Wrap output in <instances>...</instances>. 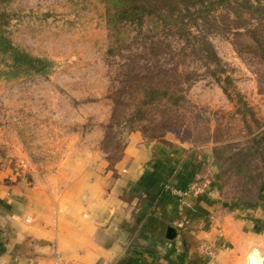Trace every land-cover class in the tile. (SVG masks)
Instances as JSON below:
<instances>
[{
	"label": "rangeland",
	"instance_id": "obj_1",
	"mask_svg": "<svg viewBox=\"0 0 264 264\" xmlns=\"http://www.w3.org/2000/svg\"><path fill=\"white\" fill-rule=\"evenodd\" d=\"M210 2L183 11L177 25L151 15L140 26L117 19L106 0H0V35L40 61L14 68L0 53L7 181L115 171L132 141L177 142L211 148L218 191L252 204L264 180V58L244 30L229 29L234 16ZM226 76L232 99L216 81ZM193 183L208 194V184ZM175 189L170 196L184 200ZM201 254L214 255L207 243Z\"/></svg>",
	"mask_w": 264,
	"mask_h": 264
},
{
	"label": "crops",
	"instance_id": "obj_2",
	"mask_svg": "<svg viewBox=\"0 0 264 264\" xmlns=\"http://www.w3.org/2000/svg\"><path fill=\"white\" fill-rule=\"evenodd\" d=\"M211 148L132 141L115 171L41 184L0 170V264H250L264 259V180L252 204L222 196ZM116 174V175H115ZM206 183L179 200L167 188ZM170 235L172 238L169 237ZM209 244L213 257L201 254Z\"/></svg>",
	"mask_w": 264,
	"mask_h": 264
},
{
	"label": "trees",
	"instance_id": "obj_3",
	"mask_svg": "<svg viewBox=\"0 0 264 264\" xmlns=\"http://www.w3.org/2000/svg\"><path fill=\"white\" fill-rule=\"evenodd\" d=\"M208 0H106L115 10V17L119 20H126L132 24L142 25L145 17L154 15L160 21L165 23H176L182 17L183 11H189L191 7L197 4H205ZM212 6L225 7L229 16V29L244 30L246 35L250 36L261 51V57L264 58V0H209ZM165 9V10H164ZM183 24V22H181ZM211 51V63L221 66V60L217 56L214 48L209 44ZM0 53L8 55L14 62L15 67L26 65H35L39 60H34L27 55L20 54L18 50L0 35ZM219 84L224 86V93L232 99L236 94V88L230 76L226 79L218 78ZM232 87L233 90L230 88Z\"/></svg>",
	"mask_w": 264,
	"mask_h": 264
},
{
	"label": "built area",
	"instance_id": "obj_4",
	"mask_svg": "<svg viewBox=\"0 0 264 264\" xmlns=\"http://www.w3.org/2000/svg\"><path fill=\"white\" fill-rule=\"evenodd\" d=\"M205 192V187L201 183H193L189 188L183 190L176 188L172 193L180 198H199Z\"/></svg>",
	"mask_w": 264,
	"mask_h": 264
},
{
	"label": "water",
	"instance_id": "obj_5",
	"mask_svg": "<svg viewBox=\"0 0 264 264\" xmlns=\"http://www.w3.org/2000/svg\"><path fill=\"white\" fill-rule=\"evenodd\" d=\"M171 231H172V230H169V237H170V238H172L171 235H170V232H171Z\"/></svg>",
	"mask_w": 264,
	"mask_h": 264
}]
</instances>
